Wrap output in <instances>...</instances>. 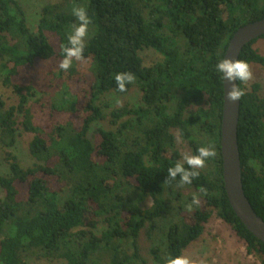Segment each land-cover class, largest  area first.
Segmentation results:
<instances>
[{"label": "trees", "instance_id": "trees-1", "mask_svg": "<svg viewBox=\"0 0 264 264\" xmlns=\"http://www.w3.org/2000/svg\"><path fill=\"white\" fill-rule=\"evenodd\" d=\"M74 6L85 7L92 22L84 62L65 72L61 45L78 23ZM261 19L264 0H57L43 6L34 33L18 0H0V81L18 96L9 106L0 95V143L10 149L21 130L31 134L34 159L25 166L5 153L0 264H28L27 257L147 264L139 244L144 229L150 255L167 264L199 241L215 216L264 264V242L237 217L224 186V80L216 69L234 33ZM260 39L239 60L264 67L254 47ZM144 49L162 60L146 66ZM121 72L136 77L125 92L114 79ZM135 87L139 105L111 108L105 99ZM261 91L255 83L241 98L238 141L244 191L264 220ZM175 131L193 154L209 143L217 152L183 187L179 177L166 182L169 167L183 162ZM200 188L207 194L188 212Z\"/></svg>", "mask_w": 264, "mask_h": 264}, {"label": "rangeland", "instance_id": "rangeland-1", "mask_svg": "<svg viewBox=\"0 0 264 264\" xmlns=\"http://www.w3.org/2000/svg\"><path fill=\"white\" fill-rule=\"evenodd\" d=\"M23 6L28 25L34 33L38 31V22L40 12L44 5L57 0H18ZM254 47L264 56V40H258ZM146 66H152L162 60V56L153 49H144L140 52ZM252 71L254 79L244 84L246 90H250L251 86L259 83L264 93V67L260 64H252ZM0 95L6 101L7 105H16L18 96L8 87H5L0 81ZM142 93L135 87L126 95H118L115 93L109 94L105 97L110 107H118L124 104L139 105L141 103ZM119 102V103H118ZM100 126L95 124L94 128ZM177 138V146L182 154V161L184 154H193L188 143L183 141L178 132L175 131ZM33 136L19 132L16 144L10 148H5L0 143V176L9 173V165L5 161V153L12 152L15 154L21 163L25 166L31 165L34 162L30 151L29 143ZM5 192L0 186V200L4 198ZM152 200L149 199L144 206L150 207ZM141 254L146 259L147 264H157L150 255V242L147 237V229H144L139 238ZM185 256L191 257L196 261V264H261L259 257L250 255L246 251L245 242L240 239L233 229L220 220L217 216L213 217L206 225V230L201 239L193 244L184 252ZM28 264H66L64 261L49 260L44 258L27 257Z\"/></svg>", "mask_w": 264, "mask_h": 264}, {"label": "clouds", "instance_id": "clouds-1", "mask_svg": "<svg viewBox=\"0 0 264 264\" xmlns=\"http://www.w3.org/2000/svg\"><path fill=\"white\" fill-rule=\"evenodd\" d=\"M72 15L78 23L72 26V31L67 37V44L61 45L63 59L59 64V68L65 72L72 67L74 61L84 62L86 39L88 37L89 25L92 22L85 7L74 6ZM216 69L222 74V79L231 85L227 91V100L233 104L239 102L245 96L246 89H242L235 82L240 81L247 84L254 79L251 65L245 60L222 59L218 62ZM114 79L118 91L125 92L127 91V85L134 83L136 77L131 72H121L116 73ZM216 155L215 146L211 143L199 147L196 154H184L183 162L177 161L174 166L169 167L166 182L176 180L179 177V187L190 185L193 179L200 175L199 170L203 169L206 166V162L209 159L215 158ZM185 164H187V168ZM200 193L206 195L207 190L200 188L198 193L193 194L191 203L186 205L188 212H192L194 206L199 207ZM167 264H196V261L189 256L181 255L169 257Z\"/></svg>", "mask_w": 264, "mask_h": 264}, {"label": "water", "instance_id": "water-1", "mask_svg": "<svg viewBox=\"0 0 264 264\" xmlns=\"http://www.w3.org/2000/svg\"><path fill=\"white\" fill-rule=\"evenodd\" d=\"M264 36V19L240 27L230 39L224 59H239L244 47ZM238 85V81H236ZM231 85L223 81L224 103L220 147L223 157V181L229 203L237 217L248 230L264 242V220L256 213L247 198L242 177V165L238 141L241 99L233 104L227 100Z\"/></svg>", "mask_w": 264, "mask_h": 264}]
</instances>
